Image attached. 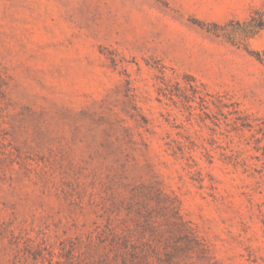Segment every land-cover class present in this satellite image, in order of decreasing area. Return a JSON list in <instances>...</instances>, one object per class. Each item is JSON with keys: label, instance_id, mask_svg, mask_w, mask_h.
<instances>
[{"label": "rangeland", "instance_id": "obj_1", "mask_svg": "<svg viewBox=\"0 0 264 264\" xmlns=\"http://www.w3.org/2000/svg\"><path fill=\"white\" fill-rule=\"evenodd\" d=\"M0 264H264V0H0Z\"/></svg>", "mask_w": 264, "mask_h": 264}]
</instances>
